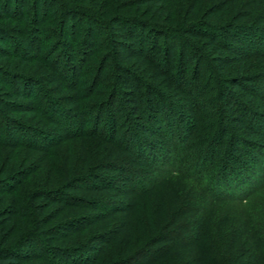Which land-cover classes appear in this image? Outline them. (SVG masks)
I'll return each instance as SVG.
<instances>
[{
	"label": "trees",
	"instance_id": "1",
	"mask_svg": "<svg viewBox=\"0 0 264 264\" xmlns=\"http://www.w3.org/2000/svg\"><path fill=\"white\" fill-rule=\"evenodd\" d=\"M48 1L56 7L57 14L38 22L37 16L43 3ZM58 1L14 0V16L17 17L18 13L22 15L25 8L28 11L27 16L19 17L22 30L27 33L31 30L28 39L23 42L30 47L38 41V34H42L45 43L49 40V47L46 48L47 44L44 43L43 55H40L41 49L31 55L6 33L0 36L14 50L20 51V55L10 54L13 56L11 59L30 61L40 68L32 69L35 71L32 77L0 70V79L14 83L9 91L12 98L21 101V105L10 107L13 115L31 116L26 120L21 116H9L0 109V149L38 152L47 158L53 156L54 149L64 141L98 135L103 136L110 145L111 157L115 158L106 165L96 162L87 168H84L85 163L81 168L76 163L72 170L68 169V172L66 170L65 174L60 175L68 179L61 186L57 176L41 181L36 178L35 170L26 168L28 170L15 172L13 164L1 166L3 164L0 162V264H23L34 258L44 264H53L49 257L54 254L61 257L65 264H69L74 257H77L73 260L75 264L78 261L79 264H97L102 257L106 259L104 264H264V196L258 198L254 208L248 206L238 214H227L221 221L214 216L215 205L230 199L227 186L245 181L242 176L246 174L240 162L233 160L230 164L226 163V155L222 152H230L224 148V144L220 146V151L213 143L199 150H192L193 146H189L182 157L183 153L178 155V142L173 146L178 158L175 165L181 164L188 175L193 174L198 180L209 177L206 183L201 184L205 197H211L213 205L210 206L208 200L200 201L207 199L201 194L178 192L174 198L176 202L169 198L173 202H167L165 208L158 205L155 210L142 212L132 236L128 237L126 231H122L126 226H117L116 232L110 229L112 219L124 213L118 208L115 198L126 195L115 187L117 179L110 173L125 171L131 164L129 155L132 154L149 162L164 159L162 156L160 160L155 147L148 144V148L138 137L128 133L129 128L126 129L123 124L126 125L129 118L120 115L123 108H115L117 97L121 94L126 105L133 109L132 114L136 118L141 116L144 123L155 127L159 122L158 118L155 119L158 115L160 124H167L170 133L178 135L180 129L173 126L178 116L163 94L158 95L144 85L133 70L116 62L111 64L110 69L106 67L112 53L123 51L126 53L124 59L135 62L142 76L156 82L167 93H173L181 91L177 80H183L190 64H202L207 60L219 77L218 83L237 85L247 79L241 73L245 67L248 71L261 68L247 62L248 59L254 60V49L251 55L240 45L243 43L256 48L259 46L256 41L264 39V0H214L216 3L205 12H199V16L200 0H193L188 12L181 0H76L79 5H69L67 8L64 2L59 4ZM0 3V18L8 19L6 13L11 10L8 2L1 0ZM209 19H212V23ZM253 20L252 27L246 25ZM74 24L76 27H73ZM111 25L121 30L124 41L117 40ZM68 27L85 29V38L93 36L95 40H102L107 36L109 42L101 41L97 48L99 54L92 55L96 61L87 73L88 84L91 85H88L85 95L79 96L78 90L74 92L77 97H74L73 105L82 116L84 112L81 111L85 109L84 115L91 119L89 126L81 123L76 128L63 126L67 134L58 135L49 125L62 126L56 116L66 112L57 109L58 104L42 90L41 85L48 78L42 69L56 72L61 68L59 76L61 79L68 76L69 87L74 89L76 81L80 83L83 68L88 63L90 66L89 61L93 59L90 58L91 53L85 50L88 39L78 42L77 36L71 37L72 45L58 39L57 36H64ZM252 37L255 43L246 41ZM0 56L7 58L1 50ZM208 90L204 103L216 114L222 112V107L236 115L239 110L245 109L233 92L222 88L218 98L223 101L222 106L210 99L213 91ZM111 108L116 109L114 116L109 115ZM164 110L171 112L169 119ZM117 114L119 118H115ZM103 122L102 130L97 131V125ZM259 124L264 128L263 117ZM131 126H135V123L132 122ZM225 132L223 136L228 134ZM132 137L134 141H131ZM134 147H138L136 151ZM236 151L234 147L232 153ZM259 157H264V154H259ZM163 163H160V167H163ZM148 164L153 166L155 163ZM234 165L238 166V170L231 169ZM43 167L47 168L48 165ZM42 168L38 171H42ZM30 177L35 179L29 180ZM31 184L34 186L32 189L29 188ZM241 185L244 186L243 183ZM81 191L87 193L88 197L81 199L71 194ZM89 195L95 196L90 198ZM45 204L56 206L53 214L56 212L58 215L54 217L50 212H42ZM70 213L74 214L70 216ZM57 217L63 220L55 222ZM50 223L55 224L47 229L41 228ZM99 225L102 231L90 234ZM52 239L61 246L52 244ZM117 242L114 254L113 246ZM61 243L69 247L63 249L64 244ZM91 251L98 252L94 260L86 257Z\"/></svg>",
	"mask_w": 264,
	"mask_h": 264
},
{
	"label": "rangeland",
	"instance_id": "2",
	"mask_svg": "<svg viewBox=\"0 0 264 264\" xmlns=\"http://www.w3.org/2000/svg\"><path fill=\"white\" fill-rule=\"evenodd\" d=\"M61 1L64 2L63 4L64 7L66 6V8L69 5L71 6L79 3L76 0H60L58 3H62ZM7 2L9 9L11 10H9L8 13L5 12L9 16L8 19L0 18V36L5 35L4 33H6L11 38H14L16 40L15 42L22 44V49L26 50L29 54L33 55L36 53L37 49L39 51L41 49L40 55H43L42 50L44 49L43 45L45 43L44 35L38 34V41L30 47H28V45L23 42L24 40L28 39L31 30L28 33L25 32L26 30H22L23 28L21 27L20 23L21 19L19 17H23L24 15L27 16V9L25 8V10L22 12V15L18 13V16L16 17L13 15L12 10L14 0H7ZM182 2L187 4L186 7L185 4H183V7L184 9L188 8V10H186V12H188L191 8L193 0H181V3ZM215 3L216 1L214 0H200L198 2L199 7L197 15L199 16V12H205L206 9ZM54 8L56 7L52 6V3L49 1L43 3V8L41 9L40 14L37 16L38 22L44 20L45 17L52 18L54 15H56L57 9ZM13 17L17 19H12ZM208 21L212 23V19H209ZM253 23L254 20L246 25L252 27ZM73 27H76V24H74ZM71 28L68 27V30L64 36H57L56 34L55 36H57L62 43L69 45L73 44L71 37L73 38L74 36H77L78 42H83L88 39V46L85 47V50L88 54L91 53L90 58H93L94 55L99 54L97 52V48L101 41L106 40L109 42V38L106 39L107 36L102 40H95L93 36L85 38V34H87L85 29L82 31L80 27L72 28L73 30ZM110 28L111 31L114 30V33L118 37V41H124V35H121L122 33L119 28L117 29L113 25H111ZM252 34L254 35V30ZM254 37L247 39L246 41L249 43H255ZM91 38H93V40ZM0 42V50L3 51V53L7 56V58L0 56V70L32 77L35 74V71L32 69H40L38 64L35 65L30 61H15L11 59L13 56H9L10 54L15 53L20 55V51L14 50V48L8 44L7 40L2 37H0ZM46 42L47 43H45V45L47 44L46 48H48L49 40H46ZM257 44L259 46H256V48H251L250 46H247L243 43H241L240 47L245 49L251 55H253L252 51L254 49V60L248 59L247 62L248 64L253 63L256 67L260 65L262 68L264 66V39H262L260 42L256 41V45ZM125 55L126 53L123 51H120L116 54L112 53L110 60L106 62V67L110 69L111 64L116 62L127 69L133 70L137 77L139 76L140 81L144 85H146L148 88L150 87V89L153 92L158 93V95L163 94V97L167 99L168 102H171L170 105H173L172 108L175 110L174 113H177L179 120L176 119V121L173 122V126L180 129V134L174 135V133H170L169 130H167V124H160L161 118L158 115L156 116V114L153 115L156 116L155 119H159V122H157L159 126L156 125L155 127H152L150 124L144 123L141 120V116H139V119L132 114L133 109L126 105L121 94L117 97V105L115 104V108H118L119 110L123 108L120 112V115H124L125 117L128 116L129 118V122H126V125L123 124L126 129L129 128L130 131L128 133L130 134L131 132L135 137H138L141 143L146 145L148 148V144L152 145V147H155V151L159 154L160 160L162 156L164 159L159 162H149L145 158L142 159L137 157V154H132V156L129 155L131 164L128 165V168L125 171H113L110 173L117 179L115 187L119 188V192L126 194L124 196H118L115 198L117 200L116 202L119 204L118 208L123 210L124 213H119L114 217V219H112V228L110 229L116 232L117 226H126L122 231H126L125 233L128 234V237L132 236L139 224V216L142 214V212L148 211L149 209L155 210L158 205L162 206V208H165L167 202H173L171 200L172 198L176 202V199L174 198L177 196L178 192L180 194H185L190 193L191 191L195 192L194 194H201L204 196V198H207L202 191L203 183L201 184V182L206 183L209 177L204 176L202 179L198 180L195 176H193V174L188 175L185 171V168L181 164L175 165L174 162L176 159H178L174 154L175 149L173 146L175 142H178L180 146V152L178 155L183 153L181 157L185 155V149L189 150L187 149L189 146H193L192 150H199L200 147L203 149L204 146L206 147L213 143V146H216L220 151V146L224 144V148H228L227 150L230 152V154H225L226 150L224 151L222 148V154L226 155V163L230 164V162H234L233 160H236L244 165L246 174L244 173L242 178L245 181H242L238 185L230 183L227 186V192L230 194L229 201L218 202V205H215L217 209L214 211V216H216L219 221H221L222 217L225 215L238 214L241 211L247 209L248 206L249 208H254V204L258 202V198L264 196V172H261V170L264 169V157H259V154H264V128L259 124L261 117L264 118V69L261 70V68H258V70L255 69L248 71V69L245 67L241 72L245 78H247L245 81L239 82L237 85L229 83L223 85L221 82H217L219 77H217L218 75L215 73L212 65L206 60L205 63L202 64H190L188 66V72L184 76L183 80L178 78L177 83L182 87L180 92L167 93L162 89L163 87L158 85L156 82L152 81L150 78L142 76L137 65H134L135 62L126 61L124 59ZM95 61L96 57L89 61L90 66L88 63L87 66L83 68V75L79 78L80 83L78 84L76 81L74 86L75 91L69 87L70 78L67 75V77H64L63 79H61L59 76L62 73L61 68H58L56 72H50L49 69H42L44 74L48 75V78H45L43 84L41 85L42 90L58 104L56 106L57 109L61 108V110L66 112L60 116H56L57 119H59V121L62 123V126H55L54 124L49 125V127H51L50 129H52L55 134H67L63 126L76 128L79 127L80 123L84 124V126H89L91 119L88 117V115H84L86 113L85 109L81 111L84 112L82 113V116L79 113V109L73 105V102L74 97H77V94L74 93L76 90H78L81 94L79 96H84L85 90H87V87L91 85L88 84L89 79L87 80V73L89 67H91L92 63ZM10 64L12 65L10 66ZM205 80H207V82H204ZM208 81L209 86L207 88ZM11 85H14L12 81H7L4 78L0 79V98L2 100L0 103V109L9 116H21L27 120L28 117L31 116L27 117V115L24 114L13 115L14 111L12 112L11 110L13 109H10V107L14 108L15 105H21V101L17 98H12L11 93H9L10 89H12ZM220 87L225 88L228 92H233L232 94L237 95L238 97L236 98H239L241 105H243L245 109L241 111L239 110L237 115L231 113L226 107H222V112L220 114H216L214 110L209 109L204 103V100L206 99V91H210L208 90L209 88L213 91L210 93V99H212L214 103H220L222 106H224L223 101L218 99L219 93L222 91V88ZM147 98H149V96H147ZM115 110L116 109L111 108L109 115L112 114V116H114L113 113H115ZM165 114L167 115L166 117L168 119L169 116L172 115L169 111H165ZM75 115L78 117H73ZM119 116L117 114L115 118H119ZM132 122L135 123V126H131ZM103 126L104 122L102 124H98L97 131H101ZM222 130H226L225 133L228 132V134L223 136ZM131 141H134L133 137L131 138ZM234 147L237 148V153H232ZM137 148L138 147H134L133 150L136 151ZM54 150L55 154L53 156L45 158L44 155L42 156V154L38 152H29L26 150L11 151L2 148L0 149V162L3 164L1 166L13 164L15 166V172H23V170L26 168L35 170V175H38L36 178L40 179L41 181L43 178L46 180V177L50 178L54 175L60 180L59 186H61L66 183L68 179L64 176L60 177V175L63 173L65 174L66 170L68 172V169L72 170L76 163L80 165V168L82 163H85L84 168H87L96 162H101L103 165H106L115 158L111 157L110 145H108L107 141L103 139V136L98 135L97 137L86 135L83 136V138L73 141L69 139L68 141L62 142L60 147ZM116 162L119 163V161ZM162 162H164L163 167H160V163ZM148 163L155 164L150 166ZM43 165H48V167L42 168ZM41 168L42 171H38ZM234 168L238 170L237 165H234L231 169ZM33 178L34 177H30L29 180H32ZM242 183L244 186L241 185ZM255 183L257 185L253 188H250ZM32 187H34L33 184H31L29 188L32 189ZM72 193L79 196L81 199L88 197V195H86L87 193H83V191L71 192V194ZM207 200L210 206L213 205L214 202L212 201L213 199L211 197L200 201L207 202ZM40 202L41 201H37L36 203ZM54 211H56V206L54 205L49 206L48 204H45L42 206V212H45L46 214L50 212L49 214L51 215L52 213L51 216L55 217L58 214L56 212L53 214ZM77 212L79 213L80 211ZM74 213H70L69 215L72 216L71 214ZM61 220H63L62 217H57L55 222H60ZM53 224L55 223L45 224L41 228L47 229ZM93 230L95 231L90 234L102 231L100 225L96 226ZM50 236L54 238L53 234ZM83 238L85 239L86 236ZM51 241H53V239ZM47 244L50 243L47 242ZM52 244L61 246L58 242H54ZM117 246L118 242L113 246L114 254L117 251ZM66 247L69 246L64 244L62 248L64 249ZM97 253L94 251L88 252L86 257L88 260H94L97 258ZM49 258H51V263L53 264L66 263L61 257L55 254L50 255ZM75 258L77 257L70 259L69 264H75L73 262V260H76ZM78 262L76 264H79ZM105 262L106 259L102 257L97 264H104ZM23 264H44V262L34 258L30 262H24Z\"/></svg>",
	"mask_w": 264,
	"mask_h": 264
}]
</instances>
